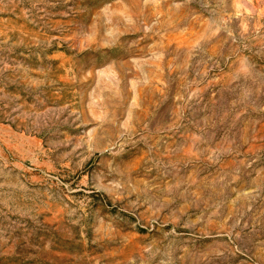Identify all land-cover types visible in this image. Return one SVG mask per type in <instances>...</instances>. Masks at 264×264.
<instances>
[{"label": "rangeland", "instance_id": "obj_1", "mask_svg": "<svg viewBox=\"0 0 264 264\" xmlns=\"http://www.w3.org/2000/svg\"><path fill=\"white\" fill-rule=\"evenodd\" d=\"M0 264H264V0H0Z\"/></svg>", "mask_w": 264, "mask_h": 264}]
</instances>
